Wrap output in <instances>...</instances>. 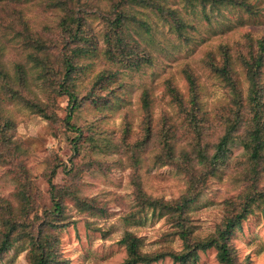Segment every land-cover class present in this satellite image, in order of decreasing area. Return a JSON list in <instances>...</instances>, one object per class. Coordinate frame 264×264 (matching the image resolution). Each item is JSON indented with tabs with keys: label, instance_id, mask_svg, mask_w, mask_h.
Wrapping results in <instances>:
<instances>
[{
	"label": "rangeland",
	"instance_id": "rangeland-1",
	"mask_svg": "<svg viewBox=\"0 0 264 264\" xmlns=\"http://www.w3.org/2000/svg\"><path fill=\"white\" fill-rule=\"evenodd\" d=\"M49 1L0 0L4 71L13 79L17 68H23L20 75L27 90L22 94L50 116L45 118L38 109L7 100L0 90V133L7 130L10 135L2 144L0 134L1 156L18 152L14 163L6 164L0 158V202L4 200L20 212L17 193L23 191L34 215H18L17 220L33 223L36 231L44 225L45 213L53 210L52 193L58 197L61 221L45 225L44 230L57 236L60 264H122L126 250L120 240L127 232L139 238L142 252L180 251L182 242L163 214H136L134 183L154 199L172 201L184 193L185 176L172 164H165L164 145L171 147L176 160L192 152L197 138L186 114L193 112L202 133L201 144H207L212 153L223 134L222 119L233 106L230 89L210 71L208 59L214 58L221 66V47L236 58L246 54L249 45L264 42V0H242L251 12L232 6L217 12L207 6L208 20L198 7L189 8L183 0H161L188 25L181 33L156 11L128 4L122 10L131 18L120 48L113 45L117 29L110 26L116 17L112 6L118 0H79L85 28L78 34L82 39L74 43L67 29L75 31L76 27L65 28L64 14L48 5ZM39 45L45 49L43 56L48 53L49 62L44 65L56 71L47 73L48 77L39 76L31 57ZM79 49L83 55L77 58ZM66 56L82 69L72 73L71 82L78 101L84 99L71 118L82 129L76 146L75 134L64 125L69 97L55 85L62 81L61 62ZM103 73L108 77L95 85L96 77ZM186 73L194 78L196 106L189 102ZM234 78L246 101L248 84L238 64ZM260 83L264 92V66ZM12 84L22 90L16 82ZM92 90L105 100L98 104L90 100ZM236 137L218 174L208 180L204 193L189 208L190 226L197 238L214 232L223 217V202L245 187L241 179L246 158L238 142L242 130ZM17 165L23 171L18 172L20 176ZM258 188L264 189V174ZM78 200L90 204L92 210L80 211ZM3 232L0 224V237ZM229 243L237 264H264V217L257 209L234 230ZM31 248L29 239L13 243L1 255L0 264H30ZM198 256L196 264H219L215 249ZM153 264L174 263L164 258Z\"/></svg>",
	"mask_w": 264,
	"mask_h": 264
},
{
	"label": "trees",
	"instance_id": "trees-1",
	"mask_svg": "<svg viewBox=\"0 0 264 264\" xmlns=\"http://www.w3.org/2000/svg\"><path fill=\"white\" fill-rule=\"evenodd\" d=\"M137 4L144 8H150L158 13L165 22H172L175 24V29L181 33L182 29L187 25L177 15V11L168 8L161 3V0H118L113 4L112 9L115 10L116 17L111 21L110 26H114L116 31V40L113 43L115 48H120L124 45L123 36L128 29L131 15L127 18L122 8L128 4ZM185 6L189 8L198 7L200 13L205 19H209L206 12V7L209 6L219 12L222 8L228 6L241 7L244 10L251 12L247 3L242 0H183ZM53 8L59 9L64 14L65 28L76 27V30L67 29L72 43L77 42L82 38L78 34L85 28V21L80 15L81 5L79 0H51L48 2ZM129 18V19H128ZM188 26V25H187ZM72 30V31H71ZM37 44V43H35ZM112 46V44L110 45ZM36 53L31 54L34 66L39 72L40 77H48L47 73H55L52 67L44 65L49 62L48 53L44 56L41 51L45 50L41 45L36 46ZM38 52V53H37ZM109 54V51L107 52ZM42 55V56H41ZM83 55L82 50L75 52V56ZM41 56V57H40ZM220 56L222 58V65L217 66L214 58L208 59V68L210 71L221 80L224 86L231 91L232 106L229 114L222 119L223 134L218 138V142L214 145L212 153L208 150L207 144H201V130L198 124L195 123L196 115L193 112H187L186 116L190 126L195 131L197 143L192 146L191 153H183L181 160H176L171 147L165 143V164H172L175 166L180 174H183L186 179V189L184 193L172 201H165L163 199H154L146 195L140 184L134 183V211L137 215H141L146 211L152 213H161L164 215L166 222L173 229V234L176 235L182 242V249L180 251H157L153 253H145L140 249V240L133 233L127 232L121 238L120 243L124 245L126 250V258L122 264H153L164 258H169L174 264H196L198 262V253L204 252L208 249H215L216 258L219 264H237L233 249L230 245V238L236 229H240L242 223L247 217L252 214L255 209L264 217V189L258 188L260 177L264 174V92L260 83L261 71L264 66V42L257 41L256 46L251 44L247 48L246 54H238L233 58L229 54V49L225 47L220 48ZM44 58V60H42ZM42 63V64H40ZM63 66L62 81H57L55 84L58 90L69 97L68 99V114L64 119L66 129L75 134L74 145L76 146L82 136V129L71 123V118L75 110L80 106L77 95L72 92L71 84L72 73L81 71L76 67L75 60L72 57L66 56L61 62ZM240 65L244 71L245 81L248 84L246 101L242 99L241 92L238 88V82L235 80V66ZM17 73L13 79L8 77L4 71L1 63L0 53V90L2 95L7 100L19 103L25 108L38 109L45 118H50L46 115L44 109L31 99L25 97L22 91H26L20 72H25L20 66L17 68ZM79 71V72H80ZM105 74V75H104ZM53 76V75H52ZM186 81L189 85L190 103L196 106L197 92L194 78L190 73H186ZM108 73H103L95 79V85L105 81ZM22 81V82H20ZM12 82H16L22 90L13 88ZM20 82V83H19ZM100 89V88H99ZM20 94V95H19ZM89 99L96 101L105 100L104 95L92 90L89 92ZM177 103L181 104V100L176 96ZM78 101V102H77ZM97 103V104H98ZM103 105L107 102L102 103ZM53 118V117H52ZM242 130V137L239 138V144L242 147L245 155V170L242 173L241 182H244V189L235 198L223 202V217L220 223L216 226L214 232L205 238H197L193 235L190 226L189 208L195 203L204 193L207 187L208 180L216 176L220 170L221 164L224 162V157L229 146L237 139L236 134ZM1 143H7L10 140V135L7 130L1 131ZM2 146V145H1ZM141 146V144H139ZM4 149L8 147L2 146ZM20 153V152H19ZM18 152L1 156L6 164L14 163L17 159ZM18 172L23 173L17 165ZM20 176V175H19ZM17 197L21 204L20 212H15L10 203L6 201L0 202V224L3 226L4 232L0 237V257L7 252L13 243L29 239L32 245L28 253V260L30 264H60L62 261L56 250L57 236L47 230L44 226L54 225L60 219L62 214L61 203L52 193L53 210L45 213L46 218L42 226H39L36 231L33 229V223H27L23 218H28L30 212H34V207L31 206L29 198L23 191L18 189ZM80 204V211L89 212L92 210L90 204L78 200ZM2 212V213H1ZM23 217L21 222L17 220V216ZM34 215V213H33ZM57 220V221H56ZM61 220H59L60 222Z\"/></svg>",
	"mask_w": 264,
	"mask_h": 264
}]
</instances>
